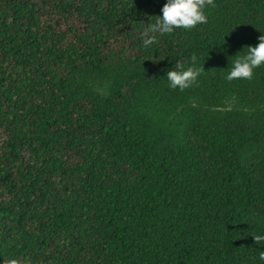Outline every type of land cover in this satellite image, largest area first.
<instances>
[{
  "label": "trees",
  "instance_id": "16d2710c",
  "mask_svg": "<svg viewBox=\"0 0 264 264\" xmlns=\"http://www.w3.org/2000/svg\"><path fill=\"white\" fill-rule=\"evenodd\" d=\"M164 3L0 0V264H264V0L145 47Z\"/></svg>",
  "mask_w": 264,
  "mask_h": 264
},
{
  "label": "clouds",
  "instance_id": "9594fccd",
  "mask_svg": "<svg viewBox=\"0 0 264 264\" xmlns=\"http://www.w3.org/2000/svg\"><path fill=\"white\" fill-rule=\"evenodd\" d=\"M207 5H213V0H166L161 7V14L156 16L155 22L148 24L145 29L143 45L148 47L153 44L157 34L172 33L177 28L190 30L198 24L207 23L204 13ZM258 39L259 43L256 46L249 45L242 55L238 52L233 56L235 58L231 61V67L224 77L225 80L252 79L253 70L264 63V35ZM191 61L192 63L185 66L177 60L174 67L166 71L168 88L183 91L197 81L204 68L196 65L195 56L191 57ZM254 239H264V236L254 237ZM260 259L264 260V252L261 253ZM11 264H15V261Z\"/></svg>",
  "mask_w": 264,
  "mask_h": 264
}]
</instances>
